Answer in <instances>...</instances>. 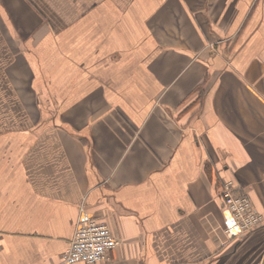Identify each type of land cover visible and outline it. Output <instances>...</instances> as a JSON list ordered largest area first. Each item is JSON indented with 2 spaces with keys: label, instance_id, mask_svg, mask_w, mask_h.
<instances>
[{
  "label": "crops",
  "instance_id": "0c3cea01",
  "mask_svg": "<svg viewBox=\"0 0 264 264\" xmlns=\"http://www.w3.org/2000/svg\"><path fill=\"white\" fill-rule=\"evenodd\" d=\"M227 178L264 214V0H0V264H63L82 205L105 264H229Z\"/></svg>",
  "mask_w": 264,
  "mask_h": 264
},
{
  "label": "built area",
  "instance_id": "2783aa9c",
  "mask_svg": "<svg viewBox=\"0 0 264 264\" xmlns=\"http://www.w3.org/2000/svg\"><path fill=\"white\" fill-rule=\"evenodd\" d=\"M220 193L224 201L223 232L227 237H237L264 222L263 215L254 208L249 194L241 191L233 178L223 182ZM120 243L109 224L93 217L82 205L61 261L63 264H105L111 260V251Z\"/></svg>",
  "mask_w": 264,
  "mask_h": 264
},
{
  "label": "rangeland",
  "instance_id": "374dc122",
  "mask_svg": "<svg viewBox=\"0 0 264 264\" xmlns=\"http://www.w3.org/2000/svg\"><path fill=\"white\" fill-rule=\"evenodd\" d=\"M227 179H230V178H227ZM237 181V180H236ZM238 183V182H237ZM241 187V184L238 183ZM247 188V185H244L242 186L240 189L241 191H244L245 189L244 188ZM245 192V191H244ZM247 193V192H246ZM263 217H264V214L262 212H260ZM260 230H264V223H261L259 224L256 228L254 229H251V230H248L242 234H240L239 236L237 237H233V238H240L241 240H245V243L248 244V248L244 249L246 250L245 252L249 253L251 250H253L255 252V254L251 255V254H246L244 251V255H239L237 257V259L235 260V257L232 258V259H228L229 261V264H237L238 262L241 263V264H260L261 260H262V257H263V254H264V233L261 235L259 234L258 237L259 238H255L256 240L253 239V248L251 249L252 245H251V237L253 236V234L257 231L260 232ZM232 239V238H231ZM251 245V247H250ZM258 254V255H257Z\"/></svg>",
  "mask_w": 264,
  "mask_h": 264
},
{
  "label": "water",
  "instance_id": "95a60500",
  "mask_svg": "<svg viewBox=\"0 0 264 264\" xmlns=\"http://www.w3.org/2000/svg\"><path fill=\"white\" fill-rule=\"evenodd\" d=\"M260 264H264V254H263V257H262Z\"/></svg>",
  "mask_w": 264,
  "mask_h": 264
}]
</instances>
